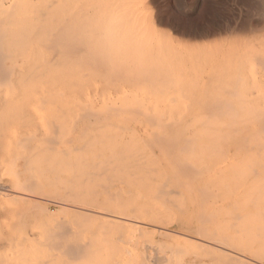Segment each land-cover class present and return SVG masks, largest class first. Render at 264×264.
I'll use <instances>...</instances> for the list:
<instances>
[{"label": "bare ground", "instance_id": "1", "mask_svg": "<svg viewBox=\"0 0 264 264\" xmlns=\"http://www.w3.org/2000/svg\"><path fill=\"white\" fill-rule=\"evenodd\" d=\"M55 1L0 0V15H10L12 10L15 13L24 12L26 8L25 13L27 12L28 18L32 20L29 24L26 22L29 29L32 28L26 30V33L28 31L30 34H37L38 42L36 35L35 39L32 36L31 41L29 35L23 31L19 32L28 36V39H25L30 43L35 41L33 44H38L42 39H48V42L54 45L60 42L64 33L70 32L71 28L65 25L66 23L48 27L42 22L50 15L48 13L52 12ZM35 18L41 20H37L39 25L36 20V24L34 23ZM8 21L6 18L1 19L0 34L4 33L1 28H6ZM26 25L25 28H28ZM41 26L42 29H39ZM19 32L18 35L21 34ZM17 33L16 44L24 37L18 39ZM10 36V39L13 38L12 34ZM0 43L5 44L3 41ZM6 43L4 46L9 42L6 40ZM46 43L47 41L40 44L43 46ZM13 44H10L11 47H17ZM5 48L9 49L7 46ZM14 48H11L13 52ZM78 48L67 44L64 50L67 53H77L75 57L82 59V63L83 59H88V68L95 69L90 73L87 68L88 75H93L94 78L100 76L97 80L91 79L92 82L89 80L88 84L94 92L95 101H89V98L87 104L84 103L82 108L80 107L78 121L82 132L73 139L82 140V144H65V141L63 143L58 135L61 129H58V134L53 132L54 136L52 132L49 133L51 136L46 133L30 135V132L16 137V141L3 152L8 158H12H9L11 162L8 160L10 166L3 163L2 159L0 161V192L8 189V195L14 196L13 198L20 202L23 213L19 211L22 213L19 219L28 215L30 210H26L32 205L38 207L41 215L47 219L41 200L46 195H57L56 197L59 196L63 201L62 205L73 209V221L85 216L91 220H99L105 225L118 226L119 232H122L124 227L138 235L147 231L163 237L171 235L169 238L173 239V245H168V242L166 246L161 244L163 247L158 248L157 244L163 241L161 240L155 243L158 249L149 246L152 250L148 253L145 251L148 247H144V250L137 247L135 250L138 249L141 264H264V111L248 113L254 117L258 116H252L250 120L235 119L233 116L225 120H193L192 125H188L186 112L140 113L138 110L129 111L126 106L124 109L121 106L120 109L117 56L105 52L100 54L99 48L95 47H90L88 52V47ZM0 50L4 51L1 47ZM96 50L97 53H92ZM6 55L0 53V61ZM69 55L66 57H72ZM32 58L29 59H32V65L29 64L31 61L25 60L31 65L29 68L26 65L28 71L15 73L17 90L14 95L0 98L2 108L13 107L11 115L3 114L0 125L2 128V124L34 125L41 110L56 113L65 106L66 103L63 104L59 99L61 92L57 93L58 88L76 94L87 85L85 80L89 77L69 80L68 76L76 75L77 72L64 71L62 63L55 64V61L53 63L49 60L50 63L41 62L42 65H37L43 59L35 56ZM38 59L40 61H37ZM261 60L259 62L264 63V57ZM81 62L78 60V65ZM2 65L0 62V76H6L7 79L4 77L3 80L12 83L8 76H11L13 71H3ZM33 66L38 70H34ZM3 80L0 79V82ZM30 104L33 105L31 109ZM118 111L122 113L119 120ZM7 112L8 109L3 113ZM230 114L236 115L237 112ZM148 126L153 129H147ZM68 128L70 129L69 125ZM56 129L55 125L53 130ZM20 164H28L26 168L30 172L25 169L28 173H24L26 176L22 174L23 178H9L4 175L7 170L9 172L7 167L13 169ZM68 229L69 220L59 219L55 223L49 222L46 235L48 238L50 235L53 237L54 233L62 236ZM33 235L31 230H27L22 237L29 239ZM63 252L78 258L86 255L88 249L84 243L73 240L64 243Z\"/></svg>", "mask_w": 264, "mask_h": 264}, {"label": "rangeland", "instance_id": "2", "mask_svg": "<svg viewBox=\"0 0 264 264\" xmlns=\"http://www.w3.org/2000/svg\"><path fill=\"white\" fill-rule=\"evenodd\" d=\"M54 4L52 12L48 13L50 14L48 16L46 14L47 18L45 17L42 22L47 26L66 23L65 25L71 27L69 29L71 33L65 32L61 41L59 40V44L53 45L48 42V39L45 41L42 39V42L38 44L46 41L47 43L43 46L40 44V47L37 43L33 44L35 41L30 43L29 40L32 39V36L34 38L36 35L37 42L38 37L37 34L28 32L32 29L28 27L32 20L28 18L27 12L25 13L26 8L24 12L15 13L12 10L10 15L9 13L0 15V21L4 18L9 20V23L7 22L5 25L6 28H1V32L3 29L4 33L0 34L2 35L0 42L3 41L7 44V40L10 44L14 42L13 45L17 46L14 48L8 43L6 46L9 49H7L4 43H0L4 54L1 50L0 53L4 56L7 54L0 61L3 64L2 70L13 71L12 75L8 76L12 83L10 81L6 83L3 80L6 76H0L2 77L0 79L3 80L1 82L4 84L0 82V98L14 95L17 90L15 83L17 74L15 73L28 71L33 62L31 60H35L32 58L34 56L43 59V61L38 59L37 61L40 63H36L37 65L55 61V64L62 63L64 71L73 72L76 70V75L68 76L69 80L84 79L85 77H89V79L85 80L87 85L80 93L76 92L75 94V92L67 91L64 88H58L57 93L61 92L59 99L67 105L62 104L60 111L56 113H50L45 109L41 110L40 113L38 112L37 122L35 121L34 125L21 126L13 123L7 126L2 124L4 127H0L3 129L0 130V161L4 160L3 163L9 165L11 162L12 157L9 159L3 152H6L9 145L16 141L14 139L30 134V132V135H45V133L50 135L49 133L52 132L51 134L54 136L53 132L55 134L58 129H61V132L57 133L60 141L62 140L63 143L65 141V144H75L76 142V144H82V140L73 139L82 132L78 115L82 108L81 105L87 104L89 98V101H95L94 92L88 84L91 79L94 81L100 76L94 78L93 75H88V70L91 73L94 69L88 68L90 67L86 61L88 59H83L82 63V59L75 57L77 53L65 52L64 47L67 44L78 46V49L88 47L87 52L90 47L91 49L95 47L99 48L100 54L105 52L109 53L108 55L117 56L118 106L120 109L126 106L129 111L138 110L148 113H156V111L186 112L188 125H192L193 120H225L233 118V116L235 119L250 120L254 115H248V113L264 111V63L259 62L264 57V0H56ZM35 20L37 24L40 23L37 22V18L34 19V23ZM26 22H28L27 25ZM42 22L41 24H43ZM25 25L28 28H25ZM26 30H28L27 33ZM15 31L25 32L29 35V40H26L28 36L24 33L22 35L19 32L21 34L18 35L16 32L18 39L24 36L19 40L21 41L18 42L19 45L16 44ZM10 33L13 37L11 39ZM25 37L27 38L25 39ZM48 43L49 45H47ZM11 48L12 50L14 48V52ZM6 49L9 52H6ZM98 50L92 53H97ZM15 53H18L19 56ZM69 54L72 57H68V59L66 56ZM29 57L32 59L29 60ZM257 58L259 59L257 60ZM25 60L31 61L29 62L31 65L29 66ZM78 60L83 66L78 65ZM26 65L29 67L27 68ZM34 68L36 67L33 66ZM34 70H38V68ZM78 72L85 76H79ZM70 102L73 104L70 105ZM78 103L80 106L77 105ZM30 106L31 109L33 105L30 104ZM7 109L8 114L3 113ZM71 110L74 111L70 112ZM120 112L118 111V120L122 117ZM233 112H237V114H230ZM12 113L13 107L2 108L0 105V125L2 117ZM43 114H45L44 117ZM256 116L254 118L258 117ZM52 118L54 121L51 120ZM69 120L70 122H68ZM55 125L56 131L53 130ZM59 125L61 126L58 127ZM52 126L54 127L52 128ZM49 128L52 130L50 129V131ZM147 129H153V127L148 126ZM85 131L88 133L87 130ZM65 135L66 137H64ZM67 138L68 141H66ZM20 166L21 164L18 167ZM24 166H21L20 169L17 166L13 169L7 167L9 172L6 169L7 173L4 175L9 178H23L29 171L26 168L28 164ZM15 168L19 169L17 170L19 172L15 171ZM20 170L22 171L20 172ZM25 172L27 174L24 175ZM7 190H1L3 194L0 192V264H138L140 262L139 253L138 249L135 250L137 247H141L142 250L144 247H148L150 250L147 248L145 250L148 253L153 248L151 246L156 248L155 243L157 244L161 240L163 241L157 244L158 248L166 246L168 242V245H173V239H170L171 235L169 238L168 235L163 237L158 234L159 237L151 231L138 235L124 227H122L123 231L119 232L118 226L105 225L99 220H91L85 216L73 221V209L62 205V200L58 198L59 196L56 197L57 195H46L41 200L42 206L46 209L44 215L46 214L47 219L34 205L26 210H30L26 217L19 219L23 209L20 202L13 198L14 196L8 195ZM17 213H19L18 217H16ZM59 219L69 220L68 231L62 236L54 233L53 237L50 235L48 238L46 227L49 222L55 223ZM114 227L116 229H113ZM27 230H31L34 235L29 239H23L22 236ZM173 238L175 239V237ZM73 240L84 243L88 253L78 258L65 255L63 252L64 243ZM133 241L134 243H132ZM141 242L142 244L139 246ZM153 242L154 244H152ZM181 247L183 248V246ZM124 248L129 254H126Z\"/></svg>", "mask_w": 264, "mask_h": 264}]
</instances>
